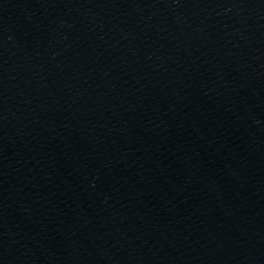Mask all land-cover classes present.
<instances>
[{
  "label": "water",
  "instance_id": "1",
  "mask_svg": "<svg viewBox=\"0 0 264 264\" xmlns=\"http://www.w3.org/2000/svg\"><path fill=\"white\" fill-rule=\"evenodd\" d=\"M0 264H264V0H0Z\"/></svg>",
  "mask_w": 264,
  "mask_h": 264
}]
</instances>
